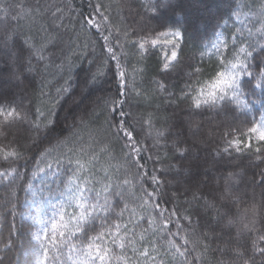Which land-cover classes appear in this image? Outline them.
<instances>
[{
    "label": "snow or ice",
    "instance_id": "snow-or-ice-1",
    "mask_svg": "<svg viewBox=\"0 0 264 264\" xmlns=\"http://www.w3.org/2000/svg\"><path fill=\"white\" fill-rule=\"evenodd\" d=\"M66 7L44 0L14 5L0 0L3 19L18 26L29 21L25 31L6 28L0 37L12 46L0 80L31 89L37 102L33 108L31 101L25 105L22 97L17 102L15 95L0 93V185L8 190L0 218H13L3 247H14L11 237L20 236L15 218L21 216L33 264H166V256L169 264H204L202 257L218 241L215 250L230 259L217 264H264V6L261 27L248 32L258 36L255 42L214 30L215 40L205 46L207 52L200 50L195 63L183 55L193 46L195 30L169 21V14H180L179 0H147L143 14L133 10L132 0H88L84 10L76 9L78 17L66 16ZM124 8L129 16L121 14ZM233 15L239 21V12L230 9L228 19ZM226 22L217 17L216 27ZM153 58L156 72L147 79ZM84 61L88 68L79 80ZM101 81L107 86L91 98ZM256 89L261 95L249 99L256 97ZM255 104L258 115L250 107ZM178 113L189 119H179ZM209 113L223 115L225 131L215 146L212 137L200 136L211 157L201 162L197 134L203 122L194 125L192 117ZM161 120L174 121L175 133L157 128ZM14 128L27 133L23 143ZM173 135L167 145L172 155L166 157L172 162L155 167L161 163L157 153L149 172L144 153L153 159L152 149ZM41 147L39 157L29 155ZM193 149L197 157L188 178L208 176V169L200 172L201 163L210 164L216 175L194 183L185 179L189 188L181 193L176 178ZM54 151V160L41 159ZM29 159L37 165L31 176L20 170V161ZM245 159L260 168L251 180ZM40 174H51V183L37 190L33 181ZM19 190L26 194L24 202L38 196L43 202L46 194L50 214L39 203L34 214L22 211ZM181 196L186 207L176 203Z\"/></svg>",
    "mask_w": 264,
    "mask_h": 264
},
{
    "label": "trees",
    "instance_id": "trees-1",
    "mask_svg": "<svg viewBox=\"0 0 264 264\" xmlns=\"http://www.w3.org/2000/svg\"><path fill=\"white\" fill-rule=\"evenodd\" d=\"M3 2H6L8 4H19V3H35V0H3ZM45 3L48 4H57L61 6H67L65 10V15H71L73 17H78V12L76 9L84 10L86 8V5L88 3V0H44ZM95 2V0H93ZM110 2V0H105V3ZM147 3V0H132V8L136 12L144 13V8L142 7L143 4ZM264 6V0H179V7L178 12L179 15H171L169 14V21H182L184 22L188 27L190 32L195 30L196 32V38L191 41L192 47L186 48L183 55L186 62H197L200 60V50L208 51V48H210V42L215 40V36L213 34L214 30L215 32H220L224 36H228L231 38L232 34L235 33L237 36H239L241 39L247 38L250 42H255L256 39H258V36L253 35L251 37L248 36L249 30H251L253 33L256 32V29L261 27V16H260V10ZM230 9L238 11L239 12V21H237V18L235 15L232 16L231 19H228V14L230 12ZM124 16H129V11L127 8H124L121 12ZM4 13L0 12V37H3L5 29H9V31H25L27 28V25L29 23L28 20H21L20 25L18 26L14 21L11 20V18L5 20L3 19ZM224 16V19L227 21L226 23H221L219 27H216V18ZM71 28V25H69ZM78 28V26H77ZM238 28L243 29V34L237 32ZM82 42V41H81ZM19 39L16 41V45L19 46ZM208 46L206 48L205 46ZM12 50L11 44L8 46L5 45V42L3 39H0V69H3L5 74L7 72V61H8V54ZM257 51L259 49L257 48ZM194 58V59H193ZM204 64L205 66H208L211 61L208 58V55L204 56ZM155 58L150 60L147 63V71L145 73V76L147 79H151L156 72L155 69ZM80 68L82 70H78L79 72V80H83V78L86 75V70L88 68L87 62H81ZM187 70V69H185ZM129 74L131 75V68L128 69ZM51 78V77H50ZM207 78V77H205ZM107 85L105 81H101L98 85H96L91 90V98H95V96H99L102 94V89L105 88ZM147 87V85H144ZM151 90V89H149ZM47 91V89H46ZM79 91V89H77ZM0 93H5L9 97L15 95L17 97V102H20V98H23V103L27 105L30 101L33 103V108L35 107V104L37 103L32 96L31 89H28L27 92L23 90V86L15 87L13 84L7 82V80H0ZM261 95L260 90L256 89V97L250 96L249 99L255 100L257 97ZM70 103L69 101H65V104L67 105ZM87 103V101H86ZM252 111L255 112L258 115V111L260 109L259 104L251 105ZM171 112V110H169ZM179 119H183L187 121L189 117L187 116H180L179 113L177 114ZM249 119H251V113L249 114ZM224 117L221 115L219 118L215 116L213 113L206 114L204 116H195L192 117L193 124H197L200 122H203V127L200 129V133L197 134V142L200 144L201 151L199 153V157L201 159V162L203 161L204 157L209 156V150L206 148L202 143H200V136L202 135L205 139H208L210 137L213 138L212 146H215V140L219 139L220 134L225 131L224 126L222 125ZM243 119V117L241 118ZM174 121L169 120L168 123H165L163 120H161L159 123L156 124L157 128H160L161 130H164L166 132V135L169 131L175 133L176 129H171L170 125ZM195 130L194 128L192 129ZM13 134H17L21 138V143L24 142L23 137L27 135V133L24 131V129H12ZM186 132L188 135H191L190 132ZM174 139V135L170 137L167 141L163 142L161 146L158 148H153L151 155L153 156V159H148L149 153H144V159L147 162V170L151 172L153 170V164L154 159L159 154L161 163H157L155 167L159 168L161 166H167L168 163H171L172 161L169 159H166V157H170L172 155V152L169 150V147L167 145H170L172 140ZM152 140H148L149 146L152 145ZM42 150V147L37 149L33 148L31 153H29L30 156L39 157V152ZM58 155L56 151L52 153L49 157H41L47 163L50 160H54L55 157ZM197 157V152L195 149H193L189 156L185 159L184 165H185V171L181 173L179 177L176 179L180 182L178 190L179 192L183 193L185 189L189 188V183H185V179H190V183H194L196 180L199 181H208L209 177H214L216 175L215 172L211 171V165H205L201 163L200 172L203 173L206 169H208V176H204L203 174L199 176H193L191 178H188L187 176V169L189 165L193 164L195 159ZM115 163V161H113ZM258 163V162H257ZM21 165V171H27L28 176H31V172L34 170L36 165L35 159H29L27 162L20 161ZM45 164H40V167H44ZM244 167L247 169V180H251V177L253 173H256L260 170V168H264V165H261L260 168L253 167L250 162L245 159L244 160ZM53 169H55V164H53ZM193 173L195 172V169H192ZM172 174H167L164 176L165 181H168L172 179ZM257 180H259V176L256 177ZM26 181H21V183H25ZM51 183V174H49L48 177L43 176V174H40L37 176V178L33 181L35 189L39 190L43 184ZM212 183H214V180L207 183L206 186L203 188L204 191H208L211 187ZM55 187V185H53ZM244 185H241V189L243 190ZM193 191H195V187L192 188ZM249 194H251V187L248 189ZM257 193V198H259V193L261 189L257 187L255 189ZM172 187H169V195H171ZM8 196V190L5 186L0 185V205L4 203V200ZM26 194L19 190V198L22 203L21 210H27L35 213L36 204L39 203L41 210H47L50 214V201L49 197L45 194L43 196V202H41V197H36L29 199L27 202L25 201ZM189 199L191 198V193H189ZM33 200L36 201V203H33ZM51 202H55L54 200H51ZM178 205L186 207L187 205L184 204V198L181 196L179 200L176 202ZM169 207H172V205H169ZM3 216V208L0 207V217ZM13 223V218L9 215L7 216V219L0 218V264H33V261L35 259L34 257V251L32 247L29 246L28 240L26 239V225L25 221L21 216H17L15 218V224L17 228L20 230V236H13L11 239L14 241V247L10 249H5L3 246L7 243L9 239V229L11 227V224ZM147 222H144L143 226H146ZM139 231V229H138ZM235 234V230H233V235ZM228 237L225 236L224 239H227ZM220 242H216L213 244V250L206 253L202 260L204 264H217L218 261L221 260H228L230 259V254L228 253H222L220 251H216V247ZM222 246V245H221ZM195 254V253H194ZM166 264H169L171 261L170 257H164ZM259 261V258H257Z\"/></svg>",
    "mask_w": 264,
    "mask_h": 264
}]
</instances>
